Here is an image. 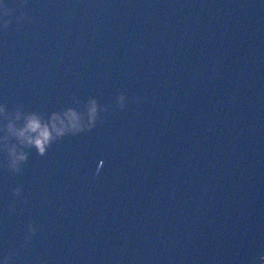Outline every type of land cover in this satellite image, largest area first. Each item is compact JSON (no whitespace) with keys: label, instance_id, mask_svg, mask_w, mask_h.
Segmentation results:
<instances>
[{"label":"water","instance_id":"water-1","mask_svg":"<svg viewBox=\"0 0 264 264\" xmlns=\"http://www.w3.org/2000/svg\"><path fill=\"white\" fill-rule=\"evenodd\" d=\"M5 5L0 264L12 252L8 264H252L264 253V0ZM93 101L92 130L8 167L6 115L49 119Z\"/></svg>","mask_w":264,"mask_h":264},{"label":"clouds","instance_id":"clouds-1","mask_svg":"<svg viewBox=\"0 0 264 264\" xmlns=\"http://www.w3.org/2000/svg\"><path fill=\"white\" fill-rule=\"evenodd\" d=\"M20 7H23L21 3ZM15 9L5 5V0H0V20L2 26L6 30L12 23L11 17ZM27 14L20 13L16 17L17 22L26 18ZM124 95H119V99H123ZM119 107L123 108V105ZM101 116L98 114L97 105L92 102V106L86 112L78 111L74 108H68L62 112H53L49 119H45L43 114L36 112L26 113L21 116L19 110L16 111L14 117L5 116L7 121L5 128V151L8 155V167L14 172L21 171V164L27 160L28 153L26 148H35L37 154L44 156L47 149L56 140L66 135H77L79 133L92 130ZM15 138L16 143H9V138ZM20 189H14V195H19ZM36 229L29 225V232L35 233ZM31 239V237H28ZM15 255L10 253L5 257V264ZM252 264H264V254L252 260Z\"/></svg>","mask_w":264,"mask_h":264},{"label":"bare ground","instance_id":"bare-ground-1","mask_svg":"<svg viewBox=\"0 0 264 264\" xmlns=\"http://www.w3.org/2000/svg\"><path fill=\"white\" fill-rule=\"evenodd\" d=\"M259 257V256H258Z\"/></svg>","mask_w":264,"mask_h":264},{"label":"rangeland","instance_id":"rangeland-1","mask_svg":"<svg viewBox=\"0 0 264 264\" xmlns=\"http://www.w3.org/2000/svg\"><path fill=\"white\" fill-rule=\"evenodd\" d=\"M264 254V253H263Z\"/></svg>","mask_w":264,"mask_h":264}]
</instances>
